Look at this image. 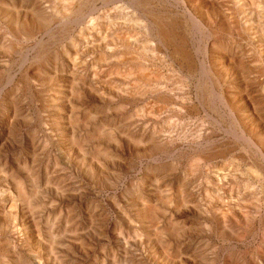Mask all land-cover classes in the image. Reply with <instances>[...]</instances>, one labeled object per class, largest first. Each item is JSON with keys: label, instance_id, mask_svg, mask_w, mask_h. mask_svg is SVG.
Masks as SVG:
<instances>
[{"label": "rangeland", "instance_id": "rangeland-1", "mask_svg": "<svg viewBox=\"0 0 264 264\" xmlns=\"http://www.w3.org/2000/svg\"><path fill=\"white\" fill-rule=\"evenodd\" d=\"M263 94L264 0H0V264H264Z\"/></svg>", "mask_w": 264, "mask_h": 264}, {"label": "bare ground", "instance_id": "bare-ground-1", "mask_svg": "<svg viewBox=\"0 0 264 264\" xmlns=\"http://www.w3.org/2000/svg\"><path fill=\"white\" fill-rule=\"evenodd\" d=\"M49 1V0H48ZM81 1V0H80ZM204 1V0H203ZM254 1V0H253ZM61 2V1H60ZM70 2V1H69ZM72 2V1H71ZM73 3V2H72ZM71 3V4H72ZM139 3V2H138ZM228 3V2H227ZM237 3V2H236ZM54 4V3H53ZM39 5V4H38ZM72 6V5H71ZM81 6V5H80ZM35 7V6H34ZM33 7V8H34ZM58 7V6H57ZM117 7V6H116ZM28 9V8H27ZM59 9V8H58ZM63 9V8H62ZM115 9V8H114ZM33 10V9H32ZM36 10V9H35ZM37 10H38V8H37ZM42 10V9H41ZM44 10V9H43ZM64 10V9H63ZM117 10V9H116ZM114 11V10H113ZM109 12V11H108ZM122 12V11H121ZM237 13V12H236ZM43 14V13H42ZM110 14H111V11H110ZM11 15V14H10ZM48 15V14H47ZM82 15V14H81ZM106 15V14H105ZM224 15V14H223ZM129 16V15H128ZM41 17V16H40ZM51 16H49V18H50ZM68 17V16H67ZM70 17V16H69ZM72 17V16H71ZM70 17V18H71ZM11 18V17H10ZM48 18V19H49ZM46 19H47V17H46ZM54 19V18H53ZM73 19V18H72ZM127 19V18H126ZM125 19V20H126ZM166 19V18H165ZM114 20V19H113ZM121 20H123V19H121ZM120 20V21H121ZM124 20V21H125ZM51 21V20H50ZM131 21V20H130ZM48 21H46V23H47ZM116 22V21H115ZM119 22V21H118ZM123 22V21H122ZM121 22V23H122ZM24 23V22H23ZM132 23V22H131ZM130 23V24H131ZM107 24H108V22H107ZM113 24V23H112ZM127 24V23H126ZM164 24H166V23H164ZM229 24V23H228ZM249 24V23H248ZM91 25V24H90ZM168 25V24H167ZM252 25V24H251ZM116 26V25H115ZM228 26V25H227ZM105 27V26H104ZM160 27V26H159ZM261 27V26H260ZM41 28V27H40ZM161 28V27H160ZM238 28H239V26H238ZM49 29V28H48ZM257 29V28H256ZM50 30V29H49ZM159 30V29H158ZM157 30V31H158ZM234 30V29H233ZM263 31V30H262ZM45 32V31H44ZM161 32V31H160ZM165 32V31H164ZM111 33V32H110ZM159 33V32H158ZM163 34V33H162ZM165 34H167V33H165ZM174 35V34H173ZM80 39L82 38L81 36L79 37ZM84 39V38H83ZM106 39V38H105ZM179 39V38H178ZM244 39V38H243ZM183 40V39H182ZM240 40V39H239ZM261 40H263V38L261 39ZM105 41V40H104ZM126 41V40H125ZM163 42V41H162ZM37 43V42H36ZM40 43V42H39ZM85 43V42H84ZM139 43V42H138ZM182 43V42H181ZM166 44V43H165ZM222 44V43H221ZM228 44V43H227ZM19 45V44H18ZM4 46V45H3ZM17 46V45H16ZM263 46V45H262ZM14 47H15V45H14ZM231 47V46H230ZM241 47V46H240ZM259 48V47H258ZM8 49V48H7ZM174 49V48H173ZM228 49V48H227ZM2 50V49H1ZM157 50V49H156ZM148 51V50H147ZM12 52V51H11ZM79 52V51H78ZM143 52V51H142ZM6 53V52H5ZM10 53V52H9ZM156 54V53H155ZM191 55V54H190ZM9 56V55H8ZM11 56V55H10ZM69 56V55H68ZM74 56V55H73ZM193 57V56H192ZM56 58V57H55ZM68 58V57H67ZM182 58V57H181ZM153 59V58H152ZM70 63H72V62H70ZM230 63V62H229ZM255 63V62H254ZM75 64V63H74ZM240 64V63H239ZM234 65V64H233ZM77 66V65H76ZM242 66V65H241ZM261 67V66H260ZM259 68V67H258ZM74 69V68H73ZM238 70V69H237ZM240 70H241V68H240ZM245 70V69H244ZM217 72V71H216ZM242 72H244V71H242ZM263 73V72H262ZM9 74V73H8ZM70 75V74H69ZM71 75H72V73H71ZM241 76V75H240ZM229 87V86H228ZM68 88H69V86H68ZM167 91V90H166ZM155 93V92H154ZM260 94H262V93H260ZM264 95V94H263ZM216 97V96H215ZM243 105V104H242ZM261 109V108H260ZM250 113V112H249ZM260 115V114H259ZM254 117V116H253ZM244 118V117H243ZM264 119V118H263ZM253 122V121H252ZM263 122V121H262ZM260 123V122H259ZM7 125V124H6ZM88 125V124H87ZM253 125V124H252ZM263 126V125H262ZM6 128V127H5ZM261 129V128H260ZM237 139V138H236ZM164 140V139H163ZM174 142V141H173ZM3 143V142H2ZM141 144V143H140ZM106 147V146H105ZM104 149V148H103ZM250 149V148H249ZM80 151V150H79ZM75 152V151H74ZM253 152V151H252ZM39 155V154H38ZM64 155V154H63ZM253 158V157H252ZM71 159V158H70ZM68 164V163H67ZM82 168V167H81ZM104 170V169H103ZM31 177V176H30ZM71 179V178H70ZM152 186V185H151ZM161 189V188H160ZM169 189V188H168ZM233 190V189H232ZM162 191V190H161ZM160 191V192H161ZM183 191V190H182ZM58 192V191H57ZM153 194V193H152ZM159 195H162V193L161 194H159ZM163 196V195H162ZM179 196H181V195H179ZM162 198V197H161ZM29 200V199H28ZM27 200V201H28ZM170 200V199H169ZM11 201V200H10ZM31 202V201H30ZM33 202V201H32ZM167 202V201H166ZM34 203V202H33ZM142 203V202H141ZM136 204V203H135ZM145 204H147V203H145ZM182 204V203H181ZM18 205V204H17ZM143 205V204H142ZM163 205V204H162ZM185 205V204H184ZM19 206V205H18ZM27 207V206H26ZM150 207V206H149ZM181 207V206H180ZM148 208V207H147ZM50 209V208H49ZM158 209V208H157ZM156 209V210H157ZM28 210V209H27ZM12 211V210H11ZM152 211V210H151ZM16 212V211H15ZM18 214V213H17ZM94 214V213H93ZM148 214H150L149 212H148ZM29 216V215H28ZM11 218V217H10ZM24 218H25V216H24ZM29 231V230H28ZM157 239V238H156ZM53 243V242H52ZM167 244V243H166ZM25 254V253H24ZM35 256V255H34ZM54 262H55V260H54Z\"/></svg>", "mask_w": 264, "mask_h": 264}]
</instances>
